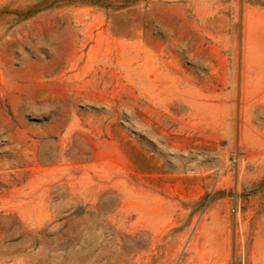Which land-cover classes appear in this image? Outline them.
<instances>
[{
    "label": "rangeland",
    "instance_id": "1",
    "mask_svg": "<svg viewBox=\"0 0 264 264\" xmlns=\"http://www.w3.org/2000/svg\"><path fill=\"white\" fill-rule=\"evenodd\" d=\"M0 264H264V0H0Z\"/></svg>",
    "mask_w": 264,
    "mask_h": 264
}]
</instances>
